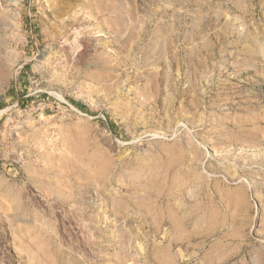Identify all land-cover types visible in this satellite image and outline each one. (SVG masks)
<instances>
[{
  "label": "rangeland",
  "instance_id": "1",
  "mask_svg": "<svg viewBox=\"0 0 264 264\" xmlns=\"http://www.w3.org/2000/svg\"><path fill=\"white\" fill-rule=\"evenodd\" d=\"M0 264H264V0H0Z\"/></svg>",
  "mask_w": 264,
  "mask_h": 264
}]
</instances>
